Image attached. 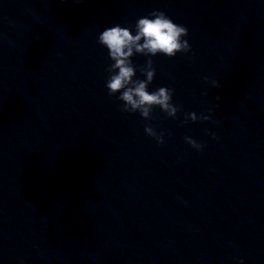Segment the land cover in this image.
<instances>
[{
  "label": "water",
  "instance_id": "95a60500",
  "mask_svg": "<svg viewBox=\"0 0 264 264\" xmlns=\"http://www.w3.org/2000/svg\"><path fill=\"white\" fill-rule=\"evenodd\" d=\"M153 11L191 50L131 58L179 108L145 120L98 37ZM241 261L264 264V0H0V264Z\"/></svg>",
  "mask_w": 264,
  "mask_h": 264
},
{
  "label": "clouds",
  "instance_id": "9594fccd",
  "mask_svg": "<svg viewBox=\"0 0 264 264\" xmlns=\"http://www.w3.org/2000/svg\"><path fill=\"white\" fill-rule=\"evenodd\" d=\"M75 2L81 3L83 0H75ZM149 16L138 19L135 35L129 28L120 25L107 28L99 35L98 42L108 49L109 57L113 61L106 69L109 73L106 87L109 96L120 93L117 98L123 101L121 107L123 112H139L145 120H151L153 108L159 107L168 116L176 117L179 108L172 103L174 89L160 87L153 92L147 90L155 76L152 60L148 59L146 65L141 68L146 79L140 80L133 79L136 69L131 58L135 54L151 57L160 53L174 57L178 52H189L191 48L188 41L182 39L188 35V29L174 23L162 11H153ZM212 86L219 88L220 84L214 80ZM216 99L220 100V97L217 96ZM189 119L195 122L209 120L210 117L203 115L198 117L193 112L186 115L185 123ZM144 130L159 144L164 143L163 133L158 134L151 125L146 124ZM185 141L197 150H202L204 147L190 137H185ZM241 264H243L242 261Z\"/></svg>",
  "mask_w": 264,
  "mask_h": 264
}]
</instances>
